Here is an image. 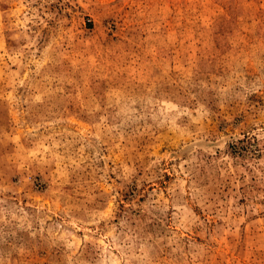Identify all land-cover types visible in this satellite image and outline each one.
I'll return each mask as SVG.
<instances>
[{
    "label": "rangeland",
    "instance_id": "obj_1",
    "mask_svg": "<svg viewBox=\"0 0 264 264\" xmlns=\"http://www.w3.org/2000/svg\"><path fill=\"white\" fill-rule=\"evenodd\" d=\"M0 264H264V0H0Z\"/></svg>",
    "mask_w": 264,
    "mask_h": 264
}]
</instances>
